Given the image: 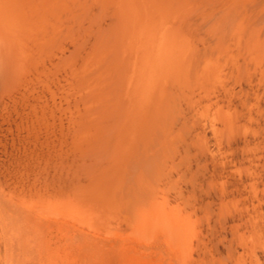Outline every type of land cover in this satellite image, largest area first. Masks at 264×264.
Masks as SVG:
<instances>
[{
    "label": "rangeland",
    "instance_id": "obj_1",
    "mask_svg": "<svg viewBox=\"0 0 264 264\" xmlns=\"http://www.w3.org/2000/svg\"><path fill=\"white\" fill-rule=\"evenodd\" d=\"M22 39L24 51L34 56L30 41ZM235 44L225 57L210 59L215 73L178 102L173 127L151 149L156 158L147 179L149 207L135 202L129 213L101 201L79 207L83 213L74 210L67 222L69 250L61 247L66 231L60 222L37 199L20 194L30 197L40 184L72 193L87 183L82 168L90 161L81 160L71 134V120L78 117L69 113L77 105L74 79L65 71L49 78L35 74L28 92L0 95V232L12 237L19 214L34 212L49 229L41 226L32 244L42 264H264V78L262 69L246 72ZM73 49L66 43L52 62L57 65ZM50 70L47 63L44 72ZM165 221H173L175 230Z\"/></svg>",
    "mask_w": 264,
    "mask_h": 264
},
{
    "label": "bare ground",
    "instance_id": "obj_2",
    "mask_svg": "<svg viewBox=\"0 0 264 264\" xmlns=\"http://www.w3.org/2000/svg\"><path fill=\"white\" fill-rule=\"evenodd\" d=\"M22 38L30 41L34 56L24 51ZM64 42L74 49L55 65L52 58ZM234 42L246 72L252 67L257 75L262 69L264 78V0H0L1 97L28 92L35 84L31 75L62 71L77 89V105L69 111L78 116L71 120V134L81 160L90 161L80 167L87 183L72 193L40 184L30 197L20 194L29 202L37 199L60 222L64 250L72 248L67 222L74 210L82 212L79 207L91 209L92 201L128 213L135 202L149 207L147 179L156 158L151 149L173 127L170 116L178 102L215 73L210 59L225 57ZM47 63L53 70L44 72ZM71 103L66 102L69 108ZM33 214H19L12 237L11 231L8 237L0 232V264H42L32 244L42 227L49 229ZM168 222L174 231L175 223Z\"/></svg>",
    "mask_w": 264,
    "mask_h": 264
}]
</instances>
